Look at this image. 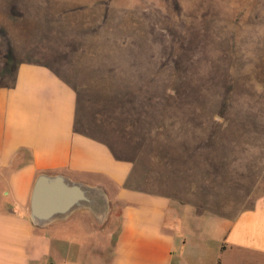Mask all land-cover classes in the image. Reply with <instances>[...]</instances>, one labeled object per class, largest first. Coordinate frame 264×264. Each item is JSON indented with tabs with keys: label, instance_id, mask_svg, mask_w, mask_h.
<instances>
[{
	"label": "rangeland",
	"instance_id": "1",
	"mask_svg": "<svg viewBox=\"0 0 264 264\" xmlns=\"http://www.w3.org/2000/svg\"><path fill=\"white\" fill-rule=\"evenodd\" d=\"M37 54L123 120L160 192L228 210L234 169L214 183L211 161L264 162V0H0V75L7 56ZM216 251L185 253L203 264H264V252Z\"/></svg>",
	"mask_w": 264,
	"mask_h": 264
},
{
	"label": "crops",
	"instance_id": "2",
	"mask_svg": "<svg viewBox=\"0 0 264 264\" xmlns=\"http://www.w3.org/2000/svg\"><path fill=\"white\" fill-rule=\"evenodd\" d=\"M5 65L11 74L0 75V264H76L75 255L92 257L91 264H203L185 253L188 245L217 255L264 252V181L254 182L264 179V162L211 161L214 183L225 167L234 169L228 174L238 181L236 191L222 197L235 200L228 210L215 201L204 207V197L194 202L160 192L126 142L123 120L95 103L88 88L38 54L7 56ZM40 175L103 190L108 215L79 210L36 225L31 202ZM115 212L119 226L111 234L107 222ZM220 261L227 258L212 264Z\"/></svg>",
	"mask_w": 264,
	"mask_h": 264
},
{
	"label": "water",
	"instance_id": "3",
	"mask_svg": "<svg viewBox=\"0 0 264 264\" xmlns=\"http://www.w3.org/2000/svg\"><path fill=\"white\" fill-rule=\"evenodd\" d=\"M31 204L32 220L41 227L66 219L79 210H89L104 220L110 209L103 190L48 175H40L37 179Z\"/></svg>",
	"mask_w": 264,
	"mask_h": 264
}]
</instances>
